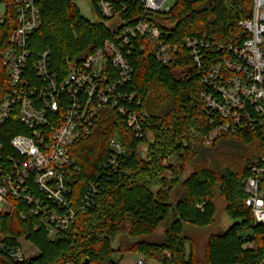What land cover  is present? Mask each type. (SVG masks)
<instances>
[{"label": "trees", "instance_id": "obj_1", "mask_svg": "<svg viewBox=\"0 0 264 264\" xmlns=\"http://www.w3.org/2000/svg\"><path fill=\"white\" fill-rule=\"evenodd\" d=\"M6 18L0 24V47L14 29L13 5L7 0ZM91 8L101 18L92 2ZM252 0L176 1L166 15L162 38L180 49L171 65H162L146 42L134 50L129 62L132 81L125 91L135 94L141 108L151 118L149 136L136 140L124 119L104 109L88 137L75 140L69 154L80 172L72 175L76 203L89 180L102 168L108 142L117 133L126 154L119 170L108 179L97 180L101 188L95 206L80 214L66 231L49 240L37 217L21 219L26 205L12 201L11 213L0 212V236L9 246L25 238L38 255L21 264H108L115 254L135 252L148 260L158 259L151 251L171 252L173 264H262L264 226L255 224L245 207L244 182L250 165L264 154L259 132L220 135L209 147L205 137L211 130L199 99L200 74L183 46L186 38L206 39L210 44H239L246 34L239 21L249 18ZM42 24L31 36L28 48L34 55L49 48L52 67L63 70L79 64L83 57L112 38L107 21L90 22L80 16L73 0H38ZM140 17V8L129 11ZM126 15H122L126 18ZM102 19V18H101ZM183 46V47H182ZM5 71L0 64V98L5 91ZM13 115L3 126L5 141L24 133ZM37 194V192H35ZM180 196L175 202L172 199ZM221 196L228 216L238 222L207 243L205 258L199 262L192 244L184 237V227L207 228L214 222V200ZM165 226L158 243L145 241ZM254 248L245 249L246 243ZM186 245H189L187 256ZM5 264H15L9 259Z\"/></svg>", "mask_w": 264, "mask_h": 264}, {"label": "built area", "instance_id": "obj_2", "mask_svg": "<svg viewBox=\"0 0 264 264\" xmlns=\"http://www.w3.org/2000/svg\"><path fill=\"white\" fill-rule=\"evenodd\" d=\"M176 1L193 0H92L98 15L112 26V38L79 64L69 63L63 70H55L49 48L36 55L28 48L31 36L42 24L38 0H9L15 26L0 47L6 81L0 98V212L11 213L12 201H20L26 205L21 219L37 217L53 241L76 222L78 215L95 206L101 191L96 181L108 179L124 162L123 140L117 133L110 139L102 169L95 172V181L87 182L76 203L70 184L80 169L69 154L71 145L92 133L104 109L124 119L136 140L149 136L151 118L135 94L124 89L133 75L129 58L149 42L157 62L173 64L180 47L162 38L159 25ZM252 2L250 17L238 23L246 34L241 43L183 40L201 76L199 99L211 127L205 147L220 135L259 132L264 139V0ZM7 5V0H0V24L6 18ZM134 7L140 8L139 18L129 13ZM13 115L24 133L5 141L3 126ZM243 191L244 205L251 210L254 223L264 226V154L250 165ZM24 241L34 247L25 238L9 246L0 236V264H5L4 259L21 264L35 258V253L25 254ZM244 248H254L253 243H246ZM148 263L173 264L171 252L162 250L159 260L137 255L135 264Z\"/></svg>", "mask_w": 264, "mask_h": 264}, {"label": "rangeland", "instance_id": "obj_3", "mask_svg": "<svg viewBox=\"0 0 264 264\" xmlns=\"http://www.w3.org/2000/svg\"><path fill=\"white\" fill-rule=\"evenodd\" d=\"M74 4L76 5L80 16L90 22H99L104 21L103 19L99 18L96 13L91 8L88 0H73ZM2 9H0V13ZM108 23V22H107ZM180 197V196H179ZM178 196L174 195L172 202H175L179 199ZM215 208H216V215L214 217V222L207 228H195V227H184V237H186L189 242L192 244L193 252L195 257L198 259L199 262H203L205 258V251L207 247V243L209 238L213 235L221 234L222 232L226 231L231 225L238 222L237 220L231 219L226 211V202L225 200L217 195L214 200ZM165 231V226L159 227L155 233L146 238L145 241L150 243H158L161 241L163 233ZM22 248L27 256L32 255L35 253V256L38 255L37 250L34 247L24 241L22 243ZM189 252V245H186V252L185 255L187 256ZM151 253L157 254L158 259L152 260H159L161 257V251H151ZM137 253L129 252L123 255L115 254L113 255V259L119 261V264H135L137 259ZM148 260V259H147ZM152 264V263H148Z\"/></svg>", "mask_w": 264, "mask_h": 264}, {"label": "water", "instance_id": "obj_4", "mask_svg": "<svg viewBox=\"0 0 264 264\" xmlns=\"http://www.w3.org/2000/svg\"><path fill=\"white\" fill-rule=\"evenodd\" d=\"M81 264H90L89 260H84ZM108 264H119V261H116L114 259H111Z\"/></svg>", "mask_w": 264, "mask_h": 264}]
</instances>
